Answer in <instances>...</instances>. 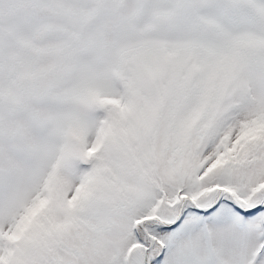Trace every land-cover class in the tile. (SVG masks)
<instances>
[{
	"label": "snow or ice",
	"instance_id": "1",
	"mask_svg": "<svg viewBox=\"0 0 264 264\" xmlns=\"http://www.w3.org/2000/svg\"><path fill=\"white\" fill-rule=\"evenodd\" d=\"M0 264H264V0H0Z\"/></svg>",
	"mask_w": 264,
	"mask_h": 264
}]
</instances>
